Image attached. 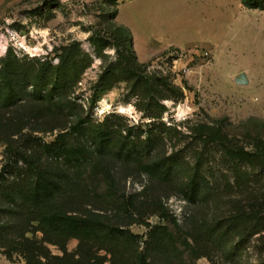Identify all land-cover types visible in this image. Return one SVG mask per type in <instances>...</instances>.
Returning a JSON list of instances; mask_svg holds the SVG:
<instances>
[{
	"label": "rangeland",
	"instance_id": "rangeland-1",
	"mask_svg": "<svg viewBox=\"0 0 264 264\" xmlns=\"http://www.w3.org/2000/svg\"><path fill=\"white\" fill-rule=\"evenodd\" d=\"M117 10L118 21L117 17L113 20ZM99 38L109 43L103 55L95 45ZM74 42L92 63L71 98L91 123L98 125L109 117L124 127L143 126L146 130L154 122L164 140L160 155L168 158L177 153L191 168L197 164V153L208 156L202 171L211 187L208 195L191 202L170 187L147 194L150 200L164 202L189 244H166V249L149 244L153 228L166 227L177 233L169 221L150 210L142 217L136 215L137 221L130 226L123 224L140 237V252L147 253L148 262L264 264V232L250 235L249 231L244 239L232 235L224 243L207 241L202 234L207 227L228 222L240 210L249 213L256 209L264 215V174L259 173L240 189L223 147L205 145L194 137L195 129L207 125L219 128L235 148L255 152L258 143H264V11L247 9L241 0H120L117 6L103 0H0V60L12 48L19 58L37 57L57 65L62 48ZM117 42L122 50L134 51L148 76L167 78L183 92L181 99L161 102L166 111L160 119L152 120L138 108L139 99L131 95L127 80L111 90L101 86L107 69L118 61ZM165 128L170 129L167 135ZM59 134V130L24 131V136L32 135L46 144L55 142ZM6 149L7 145L0 143V175L11 164ZM19 167L25 168L23 163ZM114 173L127 197L142 191L148 182L136 172L127 177L121 166ZM93 208L109 217L115 215L105 204L88 207ZM28 236L38 241L43 238L41 233ZM78 245L77 240H71L69 251L74 253ZM48 247L53 255H62L57 247ZM9 252L0 247V264H27L18 252L11 258ZM99 255L111 264L108 252Z\"/></svg>",
	"mask_w": 264,
	"mask_h": 264
},
{
	"label": "trees",
	"instance_id": "trees-1",
	"mask_svg": "<svg viewBox=\"0 0 264 264\" xmlns=\"http://www.w3.org/2000/svg\"><path fill=\"white\" fill-rule=\"evenodd\" d=\"M103 1L117 6L120 0ZM241 1L247 9L264 11V0ZM117 16L118 10L113 20ZM95 45L103 55L109 43L99 38ZM115 48L118 61L103 75V89L111 90L127 80L131 95L139 99L138 108L155 121L166 111L163 100L184 97L167 78L148 76L132 49L122 50L120 42ZM59 59L54 65L37 57L19 58L10 48L0 60V143L7 145L11 156L9 170L0 175V247L18 252L27 264H106L101 251L111 255V264H150L147 253L140 252V237L123 226L135 223L136 215L142 217L147 210L177 229L173 234L166 227L153 228L149 244L160 249H166V244H189L164 202L150 200L147 194L170 187L191 202L208 195L211 187L202 173L207 154L197 153V164L191 168L177 153L168 158L158 153L164 140L154 122L146 130L124 127L109 117L101 124L91 123L71 97L92 60L77 42L63 47ZM26 129L33 133L59 130L60 134L46 144L24 136ZM163 131L167 135L170 129ZM194 137L205 145L223 147L240 189L264 174V143L259 142L255 152L235 148L219 128L207 125L195 129ZM119 166L127 177L136 172L147 178L142 191L128 197L121 192L114 173ZM104 187L105 193L101 192ZM96 204L111 207L115 215L88 209ZM249 231L250 235L264 232V215L259 210H240L228 222L207 227L202 234L207 241L224 243L232 235L244 239ZM30 233H41L43 238H29ZM73 239L79 245L71 253L68 244ZM49 245L62 255H53Z\"/></svg>",
	"mask_w": 264,
	"mask_h": 264
},
{
	"label": "crops",
	"instance_id": "crops-1",
	"mask_svg": "<svg viewBox=\"0 0 264 264\" xmlns=\"http://www.w3.org/2000/svg\"><path fill=\"white\" fill-rule=\"evenodd\" d=\"M119 12H120V9H119ZM118 19H119V13H118V16H117V21H118ZM118 23L120 24L121 22H118ZM120 25L125 26L128 29L130 28V26L128 24L124 23V22L122 24H120ZM133 46L135 47V50L138 51L137 50V45L135 44L134 36H133Z\"/></svg>",
	"mask_w": 264,
	"mask_h": 264
},
{
	"label": "bare ground",
	"instance_id": "bare-ground-1",
	"mask_svg": "<svg viewBox=\"0 0 264 264\" xmlns=\"http://www.w3.org/2000/svg\"><path fill=\"white\" fill-rule=\"evenodd\" d=\"M122 112H125L126 110H124L123 108H122V110H121Z\"/></svg>",
	"mask_w": 264,
	"mask_h": 264
}]
</instances>
